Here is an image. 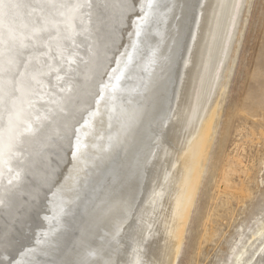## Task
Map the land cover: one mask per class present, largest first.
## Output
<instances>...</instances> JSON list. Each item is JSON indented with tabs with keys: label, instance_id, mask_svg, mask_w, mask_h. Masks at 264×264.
Masks as SVG:
<instances>
[{
	"label": "bare ground",
	"instance_id": "obj_1",
	"mask_svg": "<svg viewBox=\"0 0 264 264\" xmlns=\"http://www.w3.org/2000/svg\"><path fill=\"white\" fill-rule=\"evenodd\" d=\"M241 2L0 0V264H175Z\"/></svg>",
	"mask_w": 264,
	"mask_h": 264
},
{
	"label": "rangeland",
	"instance_id": "obj_2",
	"mask_svg": "<svg viewBox=\"0 0 264 264\" xmlns=\"http://www.w3.org/2000/svg\"><path fill=\"white\" fill-rule=\"evenodd\" d=\"M236 20L200 114L213 116L210 144L175 264H244L264 246V0H242ZM196 123L185 124L181 143Z\"/></svg>",
	"mask_w": 264,
	"mask_h": 264
},
{
	"label": "snow or ice",
	"instance_id": "obj_3",
	"mask_svg": "<svg viewBox=\"0 0 264 264\" xmlns=\"http://www.w3.org/2000/svg\"><path fill=\"white\" fill-rule=\"evenodd\" d=\"M70 64H71V61H69V65ZM71 71H72L71 67H68L67 71L65 72V75H67ZM17 264H19V262H17Z\"/></svg>",
	"mask_w": 264,
	"mask_h": 264
}]
</instances>
